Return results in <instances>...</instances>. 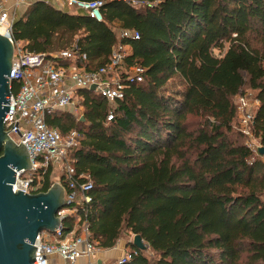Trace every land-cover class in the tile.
<instances>
[{
	"label": "trees",
	"instance_id": "obj_1",
	"mask_svg": "<svg viewBox=\"0 0 264 264\" xmlns=\"http://www.w3.org/2000/svg\"><path fill=\"white\" fill-rule=\"evenodd\" d=\"M102 1V22L38 0L11 28L29 53L75 44L95 70L120 43L129 49L126 64L145 70L142 83L122 80L124 98L110 121L106 101L90 90L76 91L81 119L48 115L63 135L82 134L69 162L93 182L87 213L64 218L63 232L78 219L103 250L125 231L153 252L126 241L137 255L120 264H264V161L242 134L232 137L233 98L247 87L259 101L252 133L264 147V0ZM113 26L139 38L119 41Z\"/></svg>",
	"mask_w": 264,
	"mask_h": 264
},
{
	"label": "built area",
	"instance_id": "obj_2",
	"mask_svg": "<svg viewBox=\"0 0 264 264\" xmlns=\"http://www.w3.org/2000/svg\"><path fill=\"white\" fill-rule=\"evenodd\" d=\"M41 1L62 12L83 14L97 22L103 21L102 0ZM33 2L35 0H0V35L6 36L14 46L9 75L10 107L4 117L3 130L13 143L24 145L31 162L29 170L16 172V190L27 194L43 192L44 177L48 169L52 172L62 169L54 182L59 183L64 190L65 207L57 213L63 221L68 215H76L78 211L87 213L92 202L89 193L93 189V182L88 175H76L69 162V153L83 138L82 134L74 130L63 135L48 125V115L54 111H64L81 119L83 108L76 97V91L90 90L91 86H95L94 92L107 103L109 111L106 119L110 121L117 102L124 98L125 86L122 80L142 83L145 70L137 65L126 64L128 47L120 43L112 48L108 62L95 70L87 69V55L75 44L50 54L29 53L19 43L14 44L11 38L12 25L19 10ZM128 2L133 7L144 5L138 0ZM112 31L119 41L139 38L137 32L118 26H114ZM238 95L237 111L242 124L241 132L248 138H254L252 121L259 101L256 99L250 104L245 95ZM247 147L259 155L258 150L262 146ZM34 247L36 251L33 264H77L80 259H86V264H96V255L102 249L91 240L86 224L76 228L74 226L65 233L62 222L54 233L42 231L36 238ZM135 255V249H128L116 263H123Z\"/></svg>",
	"mask_w": 264,
	"mask_h": 264
},
{
	"label": "water",
	"instance_id": "obj_3",
	"mask_svg": "<svg viewBox=\"0 0 264 264\" xmlns=\"http://www.w3.org/2000/svg\"><path fill=\"white\" fill-rule=\"evenodd\" d=\"M14 46L0 35V264H33L34 243L42 231L54 233L62 220L57 213L65 207L64 190L53 183L45 192L27 194L14 187L16 172L29 170L31 162L24 145H16L3 130L10 92L9 75ZM95 86L90 87L94 91ZM264 155V147L258 150ZM145 251L147 246L136 235L130 242ZM96 264H102L97 260Z\"/></svg>",
	"mask_w": 264,
	"mask_h": 264
},
{
	"label": "rangeland",
	"instance_id": "obj_4",
	"mask_svg": "<svg viewBox=\"0 0 264 264\" xmlns=\"http://www.w3.org/2000/svg\"><path fill=\"white\" fill-rule=\"evenodd\" d=\"M114 27V26H113ZM112 27V28H113ZM21 45V44H20ZM22 46V45H21ZM227 48V45H224V49L221 53H219L218 50H214L213 51V55L216 56V57H220L223 55V53L225 52ZM127 52H129V49L127 50ZM54 53V52H53ZM241 95H245L246 98L248 99V101L250 102V104L254 103V101L256 100V92L255 91H252L250 89H248L247 87H244L242 88L241 92H240ZM238 96H235L233 98V104H234V107H235V110H236V119L234 120V122L232 123V129H233V138L234 139H238L240 138L239 135L237 133H240L242 134L243 137H241V141L245 143V145H250L252 146L253 148H257L260 146V143L257 139L255 138H248L246 137L245 135H243V133L241 132V129H242V124H241V120H240V117H239V113L237 111V105H238ZM198 121L199 119L198 118H195V117H192V118H188V122H189V126L190 128L192 129H195L197 124H198ZM261 159L264 161V155L261 156ZM62 172V169H55L54 172H52L51 174V181L54 182L56 177H58L60 175V173ZM55 183V182H54ZM76 220V219H75ZM78 220V219H77ZM77 220L75 221V228L76 227H79L80 225H78V222ZM133 239V236L126 233L125 231L122 232L120 238L118 239V241L116 242L115 244V247L116 248L121 242H131ZM144 253L149 256V257H152L153 256V252L147 247V249L144 251ZM115 250H107L105 251V253L102 254V256L100 255L101 258H105V257H112L113 255H115ZM83 262L81 261L80 264H82ZM106 264H116V261L115 260H112Z\"/></svg>",
	"mask_w": 264,
	"mask_h": 264
},
{
	"label": "crops",
	"instance_id": "obj_5",
	"mask_svg": "<svg viewBox=\"0 0 264 264\" xmlns=\"http://www.w3.org/2000/svg\"><path fill=\"white\" fill-rule=\"evenodd\" d=\"M26 8L27 7L21 8L19 10V14L17 16L18 18L22 15V13L26 10ZM126 245H127L126 242H121L116 248L111 249V250H115V253H116L112 257L110 256V257L101 258L100 255L102 256V254L105 253V251H106V250L101 249V251L96 255V258L95 259H96V261L97 260H101L102 264H106V263H108V262H110L112 260L117 261L129 249ZM81 261L83 262L82 264H86L87 263V260L86 259H80L77 264H80Z\"/></svg>",
	"mask_w": 264,
	"mask_h": 264
}]
</instances>
